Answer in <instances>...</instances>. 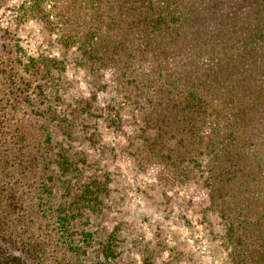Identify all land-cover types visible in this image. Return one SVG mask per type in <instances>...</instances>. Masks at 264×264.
Returning <instances> with one entry per match:
<instances>
[{
	"label": "rangeland",
	"instance_id": "rangeland-1",
	"mask_svg": "<svg viewBox=\"0 0 264 264\" xmlns=\"http://www.w3.org/2000/svg\"><path fill=\"white\" fill-rule=\"evenodd\" d=\"M90 2L0 0V190L17 187L15 200L20 202L12 216H5V222L18 223L9 232L28 246L36 240L45 254L42 264H68L60 260L65 254L70 264H264V178L256 188L232 185L224 196L210 188L209 152L234 143L226 127L230 116L224 113L198 131L206 149L195 156L190 178H172L161 164L143 162L137 138L141 111L126 100L114 69L90 70L83 40L65 43L64 31L54 27L62 26L63 15L90 17ZM98 3L101 13L103 0ZM55 59L62 63L48 72L47 65ZM62 94L65 105L60 104ZM75 106L74 116L81 110L94 116L82 115L80 140L64 143L59 123L67 125ZM255 125L264 129V123ZM70 147L75 165L62 175L56 154ZM225 155L219 158L225 161L220 160L217 174L231 162L232 156ZM41 162H50L46 169L55 182L56 204L68 185L73 196L99 195L100 204L94 207L82 198L84 214L73 228L72 242L78 244L72 248L80 246L82 261H76L77 252L46 247L57 230L56 217L50 221L44 214L48 208L39 205L47 203V196L34 199L40 195ZM103 182L108 188L104 193ZM225 197V203L218 202ZM107 241L111 252L103 249ZM26 260L32 261L28 256Z\"/></svg>",
	"mask_w": 264,
	"mask_h": 264
},
{
	"label": "trees",
	"instance_id": "trees-1",
	"mask_svg": "<svg viewBox=\"0 0 264 264\" xmlns=\"http://www.w3.org/2000/svg\"><path fill=\"white\" fill-rule=\"evenodd\" d=\"M99 1L91 0L88 5L90 17L81 20L63 15V22L59 21L62 26L54 27L64 31L61 40L65 43L74 45L83 40L82 54L89 59L90 70L114 69L126 100H133L135 109L141 111L137 136L141 160L161 164L172 178H190L197 166L195 156L206 149L198 131L227 113L230 117L226 118V127L234 143L219 152H209L213 154L208 164L213 179L211 192L223 191L224 196L232 185L235 189L240 183L258 187V181L264 178V129L255 125L264 123V0H103L101 13ZM72 5L76 6L77 1ZM61 63L55 59L47 65L48 72ZM59 96L61 105L68 103L62 99L63 94ZM71 112L73 117L65 120L67 125L59 123L65 133L63 142L70 144L80 140L78 128L85 121L83 116H94L83 110L74 116L77 106ZM62 149L55 161L63 175L75 165V158L72 147ZM224 154L225 158L227 154L232 156L228 158L231 162L221 166L224 173L217 174L221 161H225L219 158ZM49 163L38 164L40 195L34 198L47 196V203L39 205L48 208L44 214L50 221L56 217L57 231L46 247L77 252L76 261H82L80 246L72 248L78 244L72 242V234L73 228H78L76 220L84 214L80 203L86 196H73L68 185L60 204H56L55 182L46 169ZM32 169L35 171L36 162ZM241 174L245 182L243 178L237 181ZM105 184L103 193L108 190ZM14 191L17 187L0 190V264H42L45 254L38 250V242L33 240L28 246L9 232L18 223L5 222V216H12L20 203ZM65 196L71 200L64 201ZM98 197H86L85 202L94 207L100 204ZM226 198L218 202L225 203ZM229 209L225 208L227 215ZM109 244L107 241L103 249L111 252ZM60 260L72 263L66 254Z\"/></svg>",
	"mask_w": 264,
	"mask_h": 264
}]
</instances>
